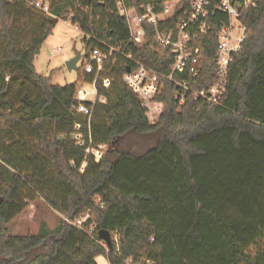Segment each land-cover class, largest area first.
I'll list each match as a JSON object with an SVG mask.
<instances>
[{
  "label": "trees",
  "instance_id": "1",
  "mask_svg": "<svg viewBox=\"0 0 264 264\" xmlns=\"http://www.w3.org/2000/svg\"><path fill=\"white\" fill-rule=\"evenodd\" d=\"M43 1L47 12L36 0H0V264H97L102 255L109 264H264V0L241 11L247 38L234 56L222 103L207 105L188 93L182 106L174 81L165 79L163 93L148 103L124 83L127 69L136 68L126 55L166 76L175 52L160 47L146 24V42L133 44L118 0ZM169 1L127 5L162 10ZM191 1L181 0L160 29L184 19ZM210 20L212 31L202 39L208 82L215 34L227 17L218 12ZM60 21L83 33L85 60L96 50H115L96 84L106 102L95 104L90 120L74 110L82 68L78 83L62 87L34 66ZM84 75V83L94 81ZM152 103L164 107L156 123ZM132 133L155 145L142 154L117 146ZM175 134L180 137L173 140ZM89 135L94 148L107 146L100 161L86 154ZM38 198L63 217L58 226L42 222L37 232L12 235L10 221ZM83 214L92 217L87 226L96 224L91 235L64 219ZM100 231L111 234L110 252Z\"/></svg>",
  "mask_w": 264,
  "mask_h": 264
},
{
  "label": "built area",
  "instance_id": "2",
  "mask_svg": "<svg viewBox=\"0 0 264 264\" xmlns=\"http://www.w3.org/2000/svg\"><path fill=\"white\" fill-rule=\"evenodd\" d=\"M130 1L118 0V9L120 15L127 19L131 32V42L136 46H143L146 42L144 27L146 24L154 28L155 42L162 48L173 50L175 55L170 66V73L166 76L135 60L132 54L126 55L127 60L132 61L136 68L131 69L130 73L126 72L123 77L124 83L136 93L141 101H152L160 96L165 88V79H168L177 83L180 88L175 95L180 106L185 103L186 94L188 93H192L195 99L204 104L220 105L226 92L234 56L242 49V45L247 38L248 29L240 20L241 11L244 8L257 7L263 0H192L184 19L166 30H161L160 24L167 23L173 17L178 10L177 6L167 3L162 10H159L154 4H144L139 8H135L127 5ZM239 5L241 6L240 12L237 8ZM35 7L46 12L49 11V3L43 0H36ZM218 12L223 13L227 17V21L222 22L219 31L215 34L217 46L214 79L212 82H208L202 76L205 67L202 39L204 36L210 35L212 31L210 19ZM60 50V48L54 49L56 52ZM114 52L115 50L112 49L109 55H102L99 50H96L88 59L85 72L88 75H94V99L87 100L89 99L88 93L83 97V88H81L76 94L78 105L74 107V110L77 113L88 115L89 120L98 100L96 84L102 78ZM203 79L207 84L201 89L196 88V85L204 83ZM102 83L103 87L108 89L111 81L106 78L102 80ZM86 101L91 103V107L85 103ZM99 101L106 102L105 98H101ZM81 127V125H77L76 130L79 131ZM77 135L83 137L82 143H80L81 140H77L78 145L84 146V134L77 132L75 136ZM89 139L90 144L86 149V154L93 155L95 158L97 157L96 161H100L107 146L102 145L94 148L91 135H89ZM96 153H99V156ZM98 201H101V199L99 198ZM90 218H92L90 214H83L74 220L64 219L78 230H86L91 235L96 229V224L93 222L87 226ZM113 241L115 254H118L120 252L119 237L116 235ZM104 246L110 252L106 243ZM125 263L132 264L133 260L128 259ZM137 264H155V262L141 260Z\"/></svg>",
  "mask_w": 264,
  "mask_h": 264
},
{
  "label": "rangeland",
  "instance_id": "3",
  "mask_svg": "<svg viewBox=\"0 0 264 264\" xmlns=\"http://www.w3.org/2000/svg\"><path fill=\"white\" fill-rule=\"evenodd\" d=\"M180 1L181 0H173L167 3H172L174 6L181 7ZM83 38V33L76 26H73L70 22L60 21L54 29L52 35H50L42 45L40 52L34 60V66L38 74L51 78L53 84L55 85L65 87L67 85L78 83V72L75 70L70 71L67 67V62L76 57L78 54H81L82 59L78 63V66L79 70L82 68V78L78 83V91L83 88L82 96L84 97L85 94L88 93V97L93 100V82H83L85 76L84 72L88 63V59L85 60L86 50ZM58 48L61 49L59 52L54 51V49ZM105 74L106 72H104L103 75ZM101 98L103 97L99 96L98 93V100L96 103ZM145 102L148 103V101ZM85 103L91 104L89 101H86ZM152 106L153 107L149 116L151 122L156 123L159 121V118L164 111V107L163 105L157 103H152ZM83 115L88 117L86 114ZM179 137V134H175L171 138L176 140ZM74 138L76 140H81L80 143L83 142V137L80 135L74 136ZM119 145L127 152L142 154L149 149V147H153L155 145V141H153V139H149L148 137L132 133L125 139L120 140V142L118 141L117 146ZM106 150L107 147L104 152H106ZM96 154L99 156V153ZM95 159H97V157ZM86 165H83L81 170L82 172H84ZM25 213L27 216L31 215V219H29V221H21L20 216ZM61 218H63L61 215L59 216L56 211L52 210L42 199L38 198L34 201H29L27 210H25L21 215L13 218L8 226L12 235H26L29 232H34V228L38 229L42 222H46L48 225L56 227L58 226ZM97 264H109L107 256L102 255L98 257Z\"/></svg>",
  "mask_w": 264,
  "mask_h": 264
},
{
  "label": "water",
  "instance_id": "4",
  "mask_svg": "<svg viewBox=\"0 0 264 264\" xmlns=\"http://www.w3.org/2000/svg\"><path fill=\"white\" fill-rule=\"evenodd\" d=\"M238 11H241V6H237ZM82 59V55L78 54L76 57L71 59L70 61L67 62V67L70 71H77L79 69L78 63ZM131 72V68L127 69V73ZM2 203V198H0V204ZM100 237L101 239L107 244L108 247H111V234L108 231H100Z\"/></svg>",
  "mask_w": 264,
  "mask_h": 264
},
{
  "label": "crops",
  "instance_id": "5",
  "mask_svg": "<svg viewBox=\"0 0 264 264\" xmlns=\"http://www.w3.org/2000/svg\"><path fill=\"white\" fill-rule=\"evenodd\" d=\"M58 214V213H57ZM59 215V214H58ZM29 216V215H28ZM27 216V214L25 213V214H23L22 216H20V219H21V221L23 220H26V221H29V219H31V215L28 217ZM60 216V215H59ZM33 217V216H32ZM52 229L54 228V226H51V225H49ZM39 229V228H38ZM38 229H36V228H34V232H37L38 231Z\"/></svg>",
  "mask_w": 264,
  "mask_h": 264
}]
</instances>
